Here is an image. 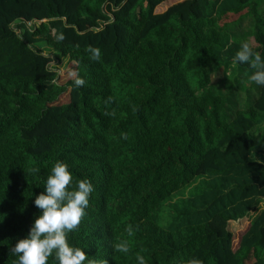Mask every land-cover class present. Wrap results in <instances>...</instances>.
I'll return each instance as SVG.
<instances>
[{"label":"trees","instance_id":"16d2710c","mask_svg":"<svg viewBox=\"0 0 264 264\" xmlns=\"http://www.w3.org/2000/svg\"><path fill=\"white\" fill-rule=\"evenodd\" d=\"M168 1L0 0V264L56 160L93 185L67 234L88 258L264 264V86L231 62L246 19L264 57V0ZM230 71L236 96L214 86Z\"/></svg>","mask_w":264,"mask_h":264},{"label":"clouds","instance_id":"9594fccd","mask_svg":"<svg viewBox=\"0 0 264 264\" xmlns=\"http://www.w3.org/2000/svg\"><path fill=\"white\" fill-rule=\"evenodd\" d=\"M62 39V37H57ZM97 51L92 50L93 58ZM233 65L247 64L253 71L248 80L258 86H264V57L254 51L249 43H241L231 57ZM76 86L83 84L82 79L75 80ZM37 169H33L36 172ZM93 185L88 178L74 179L66 162L56 160L44 181V191L34 198V205L40 210L29 229L28 234L18 239L10 249L14 257L13 264H47L53 257L55 264H106V261L91 259L81 247L71 244L67 234L79 225L86 214ZM131 233V229H128ZM114 250L120 253L129 251L126 241L114 244ZM137 264H146L145 257L136 254ZM184 264H201L195 257Z\"/></svg>","mask_w":264,"mask_h":264},{"label":"rangeland","instance_id":"374dc122","mask_svg":"<svg viewBox=\"0 0 264 264\" xmlns=\"http://www.w3.org/2000/svg\"><path fill=\"white\" fill-rule=\"evenodd\" d=\"M180 1H182V0H170L166 4L170 5L174 2H180ZM260 8H261L260 14L264 17V1H262ZM251 29H252V23H251L250 19H246L241 24H237L235 26V30H236L235 33H236V36L238 37V39H247L248 38L249 44L253 47L255 45V41H254V39L249 37L251 34V31H252ZM55 66H56L55 69L58 71V74H59V82L60 83L67 82L72 77L73 72L75 70V67L71 63H69L67 60H64L62 63H57V64H55ZM228 73L231 74V71ZM229 74L227 75V77H228L227 81L224 80V75L222 73L218 74L216 76V78L214 79V86L218 90H221V91H228L229 90V91H231L232 94H234L236 91V88L239 87V84L232 82V74L231 75H229ZM234 95L236 96V94H234ZM68 101H69L68 94H66L65 96H63L60 99L61 104L67 103ZM262 208H264V204L262 205ZM248 223H249V220H247V219L240 221V222L230 223L227 227V230H229L234 235H236V237H238V235L241 232L246 230Z\"/></svg>","mask_w":264,"mask_h":264}]
</instances>
